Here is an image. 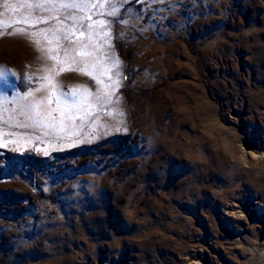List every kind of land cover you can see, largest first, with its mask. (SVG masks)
I'll list each match as a JSON object with an SVG mask.
<instances>
[{
  "label": "rangeland",
  "instance_id": "1",
  "mask_svg": "<svg viewBox=\"0 0 264 264\" xmlns=\"http://www.w3.org/2000/svg\"><path fill=\"white\" fill-rule=\"evenodd\" d=\"M24 2H0V22L12 25L0 34V264H189L196 255L200 264H264L262 213L239 227L221 217L225 204L264 205V0L65 10L104 22L94 31L106 38L73 39L95 51L84 59L100 60L98 73L110 69L100 79L118 86L87 122L49 135L12 126L48 95L35 90L55 64L39 35L36 45L7 34L55 23H18L28 10L11 9ZM56 82L57 95L101 87L76 72Z\"/></svg>",
  "mask_w": 264,
  "mask_h": 264
},
{
  "label": "snow or ice",
  "instance_id": "2",
  "mask_svg": "<svg viewBox=\"0 0 264 264\" xmlns=\"http://www.w3.org/2000/svg\"><path fill=\"white\" fill-rule=\"evenodd\" d=\"M2 3H7L8 0H0ZM112 3L115 0H25L18 7H14L11 10L16 12H21L22 9H27V14L21 16V19L17 21L18 23L28 24L30 27L36 24H49L50 21L55 23L50 25L48 28L39 29L38 33H31L27 28H16L13 32L7 33L9 35H27L30 36L32 41L36 45H40V40L37 39V35L42 37L47 41L49 47L46 50L47 59L55 61V64L46 69V75L42 76L41 79L46 81V84H42L41 88L35 91L39 92L47 87L48 95L42 97L35 102L27 106V110L21 112L22 115L26 117L24 122H17L12 125L16 128H32L33 130H39L43 132L44 135L54 134L57 131L64 132L66 128V122H71L73 126L75 121L79 119L81 123L87 122L88 118L92 116L93 111L97 106L102 107L105 103H111V96L115 93V88L118 86V81H112L111 84H105L101 76L105 75L110 71L108 68H103L97 72V65L100 64V60H96L95 63H91L86 57L95 56V51H89V44L83 43L82 40H74L73 37L79 32L80 37H87L91 42L93 36L107 37V32H96L94 31L97 24L101 29H103V21L92 20L91 15L84 17H76L69 13L64 14L65 10H76L77 12L91 11L97 7H104L105 3ZM39 12H50L52 15L47 18H42L35 13ZM108 15H115V9ZM72 20L70 26L64 28L59 27L60 25H65L66 21ZM84 21H90L85 24ZM12 27L9 23L0 22V34H4L8 28ZM51 33V35H49ZM57 33H62L58 35ZM61 41H67L69 46H72V51H75L79 55L83 64L82 67L77 66V61L75 57L69 55V47L62 46ZM79 45V47H75ZM91 47L95 50L96 45L91 44ZM43 50V49H42ZM61 50L63 51V57H61ZM101 55H105L101 53ZM39 59V58H38ZM115 63H118L115 62ZM59 66V67H58ZM65 72H76L82 76H88L92 80L96 81V84L101 87L95 92H89L87 89L74 88L69 94L67 92L57 95L56 89L58 82H56V77L60 76ZM54 73V75L52 74ZM0 77H3V71L0 70ZM111 79V77H109ZM33 95V93H29ZM53 97H55L54 103L55 107L51 108L46 113H42V107L45 106V102L50 106L53 104ZM63 97V99L61 98ZM90 97L93 98L94 103L90 101ZM53 113H58L53 115ZM111 115V113H107ZM7 123V122H6ZM27 133H21L20 135H26ZM0 135H7V133L0 132Z\"/></svg>",
  "mask_w": 264,
  "mask_h": 264
},
{
  "label": "bare ground",
  "instance_id": "3",
  "mask_svg": "<svg viewBox=\"0 0 264 264\" xmlns=\"http://www.w3.org/2000/svg\"><path fill=\"white\" fill-rule=\"evenodd\" d=\"M249 204V205H248ZM247 203H229L225 204L222 207L221 210V217L224 219L229 220L234 225H237L239 227L240 222L247 223V216H253L251 212L253 211H260L262 215L264 216V205L261 202L257 201H248ZM246 211L248 213H246ZM239 232V231H237ZM189 264H200V262L197 259V255L190 258Z\"/></svg>",
  "mask_w": 264,
  "mask_h": 264
}]
</instances>
